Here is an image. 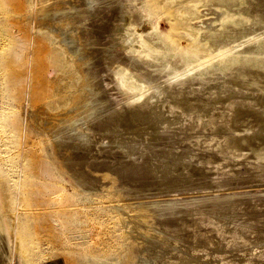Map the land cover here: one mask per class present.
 Wrapping results in <instances>:
<instances>
[{"label": "rangeland", "instance_id": "1", "mask_svg": "<svg viewBox=\"0 0 264 264\" xmlns=\"http://www.w3.org/2000/svg\"><path fill=\"white\" fill-rule=\"evenodd\" d=\"M57 1L0 0V197L5 209L0 216L10 224V241L0 236V264H133V248L163 229L154 209L169 199L184 204L177 209L183 220L199 223L194 228L190 221L185 232L190 241L181 242L196 252L193 260L264 264V240L258 242L264 238V132L255 121L260 111L245 108L242 112L250 115L236 118L239 107L230 94L216 95L207 87L229 76L236 91L254 90L264 98V0H132L128 21L115 14L126 0H95L94 9L71 0L85 18L75 24L79 30L120 22L125 29L101 31L92 46L100 92L111 104L106 115L131 118L130 102L140 96L117 91L115 69L129 74L130 87L141 82L145 93L166 89L167 75L184 74L192 84L185 87L180 107L192 106L219 121L214 130L196 132L190 118L181 117L183 108L174 106L173 95L162 92L149 99L145 117L95 133L107 137L91 141L100 157L89 161L81 180L65 167L55 146L58 135L63 143L73 142L59 118L77 112L73 94L87 81L86 65L73 66L61 37L40 22L39 15ZM126 36L144 62L130 58ZM258 36L261 44L252 46ZM104 56L113 69L104 67ZM72 80L76 86L67 96L60 89ZM234 123V137L249 134L240 154L229 148L227 127ZM168 156L187 168L151 171L150 165L168 162ZM200 196H234L263 227L251 226L246 234L232 231L199 208L194 201ZM198 231L236 249L216 253L204 235L199 241L207 245L201 251L195 247ZM179 253L171 250L157 263L179 264Z\"/></svg>", "mask_w": 264, "mask_h": 264}, {"label": "bare ground", "instance_id": "2", "mask_svg": "<svg viewBox=\"0 0 264 264\" xmlns=\"http://www.w3.org/2000/svg\"><path fill=\"white\" fill-rule=\"evenodd\" d=\"M130 1L132 2V0L121 1L119 3V7H116L117 9L115 11V14L120 18V21H126L130 18L129 13L127 11V9L129 8ZM57 2L58 3H55L54 6L49 8V11H45V13H43L42 10L43 14L41 13L42 15H39V18L41 20L40 22H42L44 26L50 27L53 32H55L56 34H58L59 37H61L63 47L71 56L70 63L73 66L76 63L86 65L85 70L87 81H85L84 86L80 91L73 94L74 103L78 106L77 112H75V114L71 117L59 118L58 123V125L60 124L61 126L66 127V132L73 139V142L63 143L60 139V135H58L57 138L55 137L56 140L54 139L55 146L58 149L57 153L59 152L62 156L61 159H63L62 161L65 167H68L69 172L73 174L74 177H77L76 180L78 178L79 180H81L84 175L83 173L86 170V167H90L91 165L89 164V161L91 159H99L100 157L99 150L93 148L91 141L96 140V142H98V140L100 139H105L107 135L97 137L95 133L98 130L108 129L111 127V125H120L122 120L129 122L137 118L145 117L147 115V110L149 107V99L162 94V92L169 91L173 95L175 99L174 106L183 108L181 117L188 116L192 121L193 129L196 132L203 131V129H206L207 127H210V129L214 130L218 126L219 121L218 119H215V116H210L209 119H206L205 116L201 114L199 109L197 110L192 106L184 105L183 107H180L181 104H183L182 100L185 96V87L192 84V82L188 80L184 74H182L181 77L174 76L173 74L167 75V78L165 80V84L167 83V86L163 84L164 87L166 86V89L153 88V90L151 89L150 92L148 91L145 93L143 91L146 88L141 82H138L133 87H130L127 81V77L129 76V74L125 73L122 70L117 71L114 69L112 72V78L114 79L113 81L115 83L117 91L126 94L139 91L140 96L134 101L130 102V105L135 109V113L132 114L131 118L125 120L121 119V117L119 118L117 115L114 114H111V116L106 115L107 113L105 109L111 104L110 101H103V96L100 92V88L96 79L99 72V64L93 61V58L96 56L97 49L93 48L92 46H94L93 44H97V42L99 41V35L101 31L113 30L115 32L122 33V31H124L125 29L123 26H121L120 22L119 24H117V27L114 25L109 26L103 24H92L91 28H88L84 31L79 30L80 28L76 27L75 24L80 21L83 22L85 18H81L78 16V14H76V3L72 2L71 0H58ZM82 2L84 7L86 6L91 9H94L95 0H83ZM85 16L88 17V15ZM261 42L262 40L260 36L255 37L251 41L252 46H258L259 44H261ZM85 43H87L88 46L87 44L84 46L83 44ZM123 44L126 47L127 52L130 54L129 56L131 59L134 60L140 58L142 62L146 60H143V58L139 55L138 51L131 46L130 38L128 36L123 39ZM109 60L110 59L107 56H104L102 64H104V67L106 69L111 70L113 69V65L112 63L108 62ZM75 86L76 85L72 80L67 86L60 89V91H65L68 96V93H70ZM207 87L211 89V91H213V93H215L216 95L221 92H226L227 94H230V102H233L234 107H239L236 111V118L238 116H240V118H243L245 116L250 115L249 113L248 115H246L244 112H242V110L245 108L248 109L251 107L253 109L256 108L258 111H260L259 119H256L255 121L258 122V126L261 128L259 131L264 132V98L260 96L256 91L252 90L249 93L244 94L236 91L235 82L229 76L225 79H221L220 81L213 80L208 84ZM236 93L240 95H237ZM234 94H236L237 97H235ZM115 111L111 113L116 114ZM235 123V127L232 124L227 127L229 131H231V135H229L228 139L230 143L229 148L233 152L237 151L239 153L243 144L246 141V136H248L249 134H244L245 136H243L241 133H239L238 137H234L233 133L236 132L237 127ZM214 136L215 133L214 135H212V138ZM257 158L261 159L262 157L260 155H257ZM167 160L168 162H162L156 167L150 165V168L153 167L151 171H156L157 167H161L162 169H172L176 167L182 170L184 168H187L186 163L181 160H176L171 156H168ZM65 167L62 166L61 169H64V171H66ZM109 168L112 169V167ZM118 173L121 174L120 176L128 177L127 173H123L122 171H118ZM135 176L132 175L129 178L132 179L131 177ZM186 177L184 179H187ZM3 200L4 198L0 197V208H3ZM194 202L198 204L199 208L202 209L206 213V215H208L212 219H218L222 221L224 226L226 228L231 229L232 231L237 230L243 234H246V232H248V229H250L251 226L255 225L261 228L263 227L261 221H257L256 219H253L252 216H249L247 212V206L242 202V200L234 196H200L199 198L195 199ZM182 205L184 204H182L179 200L176 199H169L166 202L163 201V203L160 202V204H156L154 213L158 215L159 223L163 225V229L160 228L157 233H155L148 239L145 238L142 245H140L139 243V245L133 248L134 253L131 256L133 264H159L157 263L159 259L170 253L171 250L180 251L179 258L181 262L179 264H208L207 261H203L205 260L203 256L200 261L193 260L191 256H196V252L190 251L187 247H184L181 244L182 241H190V239L187 237V234L185 233L190 226V221L193 222L194 228H198L199 226V223L196 222L195 218L191 220L190 218H185V220H183L182 217L179 216V211L177 209L180 208ZM2 210L5 209H1V213L3 212ZM4 215L2 214L0 216V236L4 240L10 241V224L5 218L6 215ZM161 218L163 219L161 220ZM174 218L179 219L177 220V224L172 222L170 223V221H172V219ZM197 233L198 235L196 234L195 238L197 239L198 243L199 239L202 238V236H204L205 234H202L201 236L200 231H198ZM206 240L210 241L211 245H216L214 250V252L216 253L221 251H227L228 248L230 252H233V250L236 249L234 244L230 247L220 245L219 243L215 244L213 243L214 239L212 237L208 238L205 235L204 241ZM263 240L264 238L260 237L258 242L261 243V241ZM206 245L207 244L205 242L201 243L199 241V243L195 247L199 248V250L202 251V249H206ZM141 249H144L145 251L142 252ZM6 253H4L3 251L4 255ZM0 259H2V257Z\"/></svg>", "mask_w": 264, "mask_h": 264}]
</instances>
